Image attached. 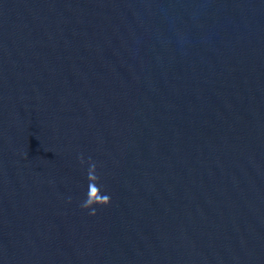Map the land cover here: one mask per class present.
<instances>
[{
    "label": "water",
    "instance_id": "95a60500",
    "mask_svg": "<svg viewBox=\"0 0 264 264\" xmlns=\"http://www.w3.org/2000/svg\"><path fill=\"white\" fill-rule=\"evenodd\" d=\"M0 264H264V0H0Z\"/></svg>",
    "mask_w": 264,
    "mask_h": 264
}]
</instances>
